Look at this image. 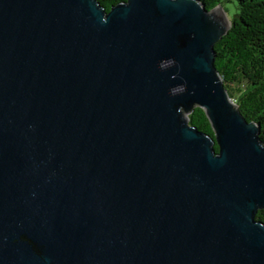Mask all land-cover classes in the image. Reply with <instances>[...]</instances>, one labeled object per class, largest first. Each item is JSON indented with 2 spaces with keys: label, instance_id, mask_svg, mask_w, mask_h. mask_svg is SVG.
<instances>
[{
  "label": "water",
  "instance_id": "water-1",
  "mask_svg": "<svg viewBox=\"0 0 264 264\" xmlns=\"http://www.w3.org/2000/svg\"><path fill=\"white\" fill-rule=\"evenodd\" d=\"M230 24L0 0V264H264V145L213 67Z\"/></svg>",
  "mask_w": 264,
  "mask_h": 264
},
{
  "label": "trees",
  "instance_id": "trees-1",
  "mask_svg": "<svg viewBox=\"0 0 264 264\" xmlns=\"http://www.w3.org/2000/svg\"><path fill=\"white\" fill-rule=\"evenodd\" d=\"M125 1L96 0L106 12ZM199 1L207 10L233 5L230 27L213 46V67L241 117L259 127L257 138L264 145V0ZM186 118L189 126L213 137L201 108L194 107ZM214 150L218 153L217 145ZM255 219L264 223V209L257 211Z\"/></svg>",
  "mask_w": 264,
  "mask_h": 264
},
{
  "label": "rangeland",
  "instance_id": "rangeland-1",
  "mask_svg": "<svg viewBox=\"0 0 264 264\" xmlns=\"http://www.w3.org/2000/svg\"><path fill=\"white\" fill-rule=\"evenodd\" d=\"M223 7L225 9L226 17L228 18V20H231L234 13V8L232 3H224Z\"/></svg>",
  "mask_w": 264,
  "mask_h": 264
},
{
  "label": "bare ground",
  "instance_id": "bare-ground-1",
  "mask_svg": "<svg viewBox=\"0 0 264 264\" xmlns=\"http://www.w3.org/2000/svg\"><path fill=\"white\" fill-rule=\"evenodd\" d=\"M216 13H217V11H214V12H212L211 14H212V16H213V15H216Z\"/></svg>",
  "mask_w": 264,
  "mask_h": 264
}]
</instances>
